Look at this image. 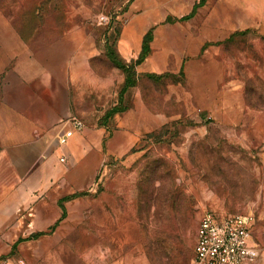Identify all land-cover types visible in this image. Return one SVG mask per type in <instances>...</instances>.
<instances>
[{
    "label": "rangeland",
    "instance_id": "rangeland-1",
    "mask_svg": "<svg viewBox=\"0 0 264 264\" xmlns=\"http://www.w3.org/2000/svg\"><path fill=\"white\" fill-rule=\"evenodd\" d=\"M14 2L0 13L45 64L75 59L113 82L83 86L80 150L62 145L49 175L83 194L54 237L67 264H191L208 210L252 216L264 236V0H55L38 13ZM149 32L121 97L107 49L135 63Z\"/></svg>",
    "mask_w": 264,
    "mask_h": 264
},
{
    "label": "crops",
    "instance_id": "crops-1",
    "mask_svg": "<svg viewBox=\"0 0 264 264\" xmlns=\"http://www.w3.org/2000/svg\"><path fill=\"white\" fill-rule=\"evenodd\" d=\"M74 60L51 68L0 13V264H67V247L54 237L64 235L68 215L63 218L61 201L77 192L66 193L65 180L49 175L60 177L62 145L70 143L71 154L80 150L83 130L64 143L62 135L83 91L113 84L98 82L89 70L83 76ZM251 243L259 250L257 264H264L261 229L254 228Z\"/></svg>",
    "mask_w": 264,
    "mask_h": 264
},
{
    "label": "built area",
    "instance_id": "built-area-1",
    "mask_svg": "<svg viewBox=\"0 0 264 264\" xmlns=\"http://www.w3.org/2000/svg\"><path fill=\"white\" fill-rule=\"evenodd\" d=\"M100 20L104 22L105 18ZM83 129V122L72 118L69 129L62 135V142ZM252 230V216L218 215L213 210L204 211L198 223L191 264H257L259 250L251 243Z\"/></svg>",
    "mask_w": 264,
    "mask_h": 264
},
{
    "label": "trees",
    "instance_id": "trees-1",
    "mask_svg": "<svg viewBox=\"0 0 264 264\" xmlns=\"http://www.w3.org/2000/svg\"><path fill=\"white\" fill-rule=\"evenodd\" d=\"M4 0H0V5H5V4H1V2ZM55 0H15L14 4L18 5L21 4L20 8L22 9L23 6L28 5L30 8H32L34 10V12L38 13L41 8L44 7H48V8H54L55 4H54ZM13 4V5H14ZM12 9H14V7L10 6ZM9 7V8H10ZM194 11H196V9H194ZM193 11V12H194ZM36 29V27L34 28ZM20 33V32H19ZM21 34V33H20ZM22 35V34H21ZM23 36V35H22ZM24 37V36H23ZM152 33H148L143 41V49L142 52L139 56V59L132 64H126L124 63L121 58L119 57V55L116 53V51H114L113 49H107L106 52V56L109 57V59L116 65L117 68H119L125 75V83L122 87L121 90V97L127 93L132 87L136 86V66L141 64L142 62H144L148 56L150 55V43L152 41ZM205 48V46L203 47V49ZM148 76L150 78H154V79H160L162 77V75H156V74H148ZM118 108H115L113 111H115ZM83 194H73L71 196H68L66 198H64L61 201V208L63 210V218L66 216V210L64 207V202L66 201H70L73 200L75 198H78L80 196H82ZM42 234H37L34 236V238L40 237Z\"/></svg>",
    "mask_w": 264,
    "mask_h": 264
}]
</instances>
